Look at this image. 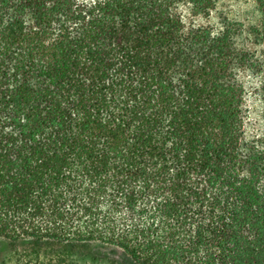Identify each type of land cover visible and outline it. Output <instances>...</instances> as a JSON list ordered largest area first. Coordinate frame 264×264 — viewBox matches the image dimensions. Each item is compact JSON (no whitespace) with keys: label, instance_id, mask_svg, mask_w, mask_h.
Instances as JSON below:
<instances>
[{"label":"trees","instance_id":"16d2710c","mask_svg":"<svg viewBox=\"0 0 264 264\" xmlns=\"http://www.w3.org/2000/svg\"><path fill=\"white\" fill-rule=\"evenodd\" d=\"M217 1L0 0L1 240L35 264H264V0L245 47L194 23Z\"/></svg>","mask_w":264,"mask_h":264},{"label":"rangeland","instance_id":"374dc122","mask_svg":"<svg viewBox=\"0 0 264 264\" xmlns=\"http://www.w3.org/2000/svg\"><path fill=\"white\" fill-rule=\"evenodd\" d=\"M256 0H218L216 9L213 11L209 18L197 17L194 19V23L197 25H209L216 30H221L224 25L232 27L234 23L237 25H243L241 29V35L237 41L239 46H250L252 42L247 40L245 36L246 30L259 21L260 15L256 6ZM179 12L186 17L190 18L188 5H180L178 7ZM241 28V27H240ZM258 59L264 63V45L256 46ZM239 79L246 86L248 91L247 107L249 111L247 133L249 136H253L259 133L262 129L261 123V95L260 86L262 83V76H257L249 72H242L239 75ZM106 259H103L98 264H110L114 261L113 255L106 252ZM80 262H88V259H79ZM115 262V261H114ZM0 264H35L31 258H27L25 252L22 249L12 248L8 242L0 239Z\"/></svg>","mask_w":264,"mask_h":264}]
</instances>
